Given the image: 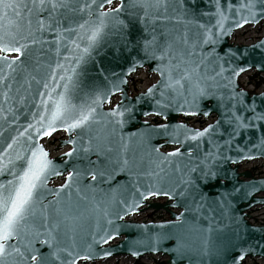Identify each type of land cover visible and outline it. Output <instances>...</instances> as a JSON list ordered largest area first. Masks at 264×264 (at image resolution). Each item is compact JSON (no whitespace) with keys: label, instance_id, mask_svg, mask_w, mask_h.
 <instances>
[{"label":"water","instance_id":"1","mask_svg":"<svg viewBox=\"0 0 264 264\" xmlns=\"http://www.w3.org/2000/svg\"><path fill=\"white\" fill-rule=\"evenodd\" d=\"M21 2L31 7V0ZM122 2L121 11L111 12ZM243 2L166 0V7L162 4L159 8L147 9L146 14L137 0H112L103 9L93 0H68L69 7L51 14L45 10L29 15L21 10V15L16 16L9 10L8 19L0 21V25L16 36L19 44L26 45L23 53H0L17 61L12 67L0 62V184L7 185L13 180L12 173L21 171L22 161L16 159L17 155L31 156L33 147L42 148L60 173L50 174L38 190L32 214L21 230L22 241L32 240V247L47 258L46 264H69L75 254H79L75 264L114 257L137 261L146 256L165 258L164 264H223L234 255L230 243L237 231L243 236L245 246H253L252 253L244 260L264 262V226L250 225L246 214L252 207H264V192L255 193L254 199L234 194L228 207L221 204V195L232 192L236 177L241 184L252 182L257 187L264 184V177L238 171L242 162H264V156L252 147L264 137V120L253 119L251 111L242 112L249 117L251 126L242 129L243 135L234 137L230 147L225 145L231 131L230 128L224 131L227 124L193 141L185 138V129L203 130L222 119L223 109L215 97L198 101L199 115H186L187 105L184 111L176 110L178 104L158 115L155 98L144 95L161 80L157 66L169 63L168 56L163 61L146 57L148 47L157 55L167 50L173 64L182 57L200 64V81L209 92L219 96L234 90L242 94L245 105L254 107L257 113L264 112V91L251 94L238 84L239 76L249 71L264 76V48L259 47L264 36L249 44L232 41L234 34L243 28L264 23V18L258 17V22L236 28L234 21L246 14V10L239 9ZM218 9L227 17L225 29H231L226 35L216 24ZM100 11L111 14L100 17ZM41 20L43 28H40ZM101 21L103 29L89 47L88 37ZM206 28L212 30L215 44L202 43ZM193 51L194 56H187ZM134 65L135 71L132 70ZM221 65L226 69L223 77L215 76ZM185 67L190 69L189 65L181 64L174 75L182 74ZM240 67L244 71L238 76L232 75V70ZM141 70L154 75L156 80L143 92L131 96L128 83ZM224 77L234 84L224 87L228 83ZM117 86L123 91L117 90ZM61 94L77 106L92 104L98 99L99 103L93 105L95 119L72 132L60 121L55 122V130L48 129L55 101ZM155 97H160L159 90ZM188 99L191 100V96ZM178 100L183 103V97ZM118 104L122 105L121 111L125 108L129 111H124L123 117L107 115ZM41 117L44 118L43 130L50 131V135H43V131L37 134ZM150 118L160 123L154 124ZM181 118H212V121L202 128H194L180 121ZM118 120L123 123H117ZM58 132L66 137L58 148H67V151L50 157L41 141ZM70 139L76 144L70 143ZM209 141L224 146L223 156L227 159L206 160L209 151H217ZM9 144H12L11 149H8ZM74 147L77 151L67 156ZM177 150L179 154L169 155ZM238 152H250L253 158H241ZM206 164L218 171V180L202 174ZM74 171L80 175L74 176L71 187L61 191L69 173ZM93 172L97 173L95 181ZM150 188L159 189L160 194L143 199L141 193L146 194ZM165 192L172 194L165 195ZM152 198L166 201L149 203ZM134 201H140L138 208L127 207ZM148 210L163 211L169 215V220L131 221L134 215ZM192 229L197 230L195 234ZM49 232L55 239L47 244L44 240L49 238ZM106 232L112 239L107 243L94 242ZM37 233L40 234L38 239ZM22 241L13 238L10 243H21L23 250ZM218 249H227V256H218ZM106 250L111 255H105ZM69 251L74 255L69 256ZM134 252L139 254L134 255ZM85 256L91 258L84 259ZM5 259L6 264H34L15 253Z\"/></svg>","mask_w":264,"mask_h":264},{"label":"snow or ice","instance_id":"2","mask_svg":"<svg viewBox=\"0 0 264 264\" xmlns=\"http://www.w3.org/2000/svg\"><path fill=\"white\" fill-rule=\"evenodd\" d=\"M93 3L97 5L99 9H103L105 4H111L112 0H93ZM138 6L143 7L146 10L150 8H159L162 4L166 7V0H137ZM257 4L260 7H257ZM69 7L68 0H31V7L27 3H22L21 0H0V21L8 19L9 10L13 11L16 16L21 15V10H26L29 15L34 11L39 14L42 11L48 10L51 14L57 9ZM88 7V5H85ZM124 4L121 3L120 7L111 9V12H119L123 9ZM239 9L246 10V14H241L240 19L234 21L236 28H241L248 23H256L259 18H264V0H244L243 3L239 5ZM238 9V10H239ZM111 12L100 11V17H106L111 14ZM217 26L220 28L222 34H227L231 29H225L224 21L227 19L224 16L223 12H217ZM44 27L43 20L40 21V28ZM80 27H84L80 25ZM203 27V26H202ZM103 29V21L100 25L96 26L91 35L88 37L91 47L94 44L100 35ZM35 42V41H33ZM203 44H215L216 38L214 37L212 30L210 28L205 29ZM19 45V46H17ZM26 45L19 44V41L16 39V36L11 32L10 29L0 25V53L14 52V53H23ZM259 47L264 48V41H262ZM88 49H85L87 52ZM239 52V50H237ZM236 53H233L235 55ZM146 57H150L153 60L159 59L164 60L165 56H168L169 63L167 65L160 64L157 66L156 71L160 72L161 80L156 84L150 87L147 92L144 94L146 96H151L155 98L156 105L158 108L157 114H162L164 109L173 108L175 104H178L176 110L184 111L185 105L188 106V111H185L186 115H199L200 113L196 110L199 107L198 101L205 97H215L218 101V106L223 109L221 116L222 119L217 121L216 125H210L208 128L203 130H194V129H185V138L191 139L193 141H199L200 138L205 137L207 134L215 133L223 124H227V128L224 129L225 132H228L230 128L231 131L228 132L229 139L225 141V145L231 146L233 138L237 136H242V129L248 128L251 126L248 116L242 115V112L251 111L253 113V119L264 120V112L257 113L254 107H249L244 104V99L241 93L235 92L234 90L230 91L227 95L220 94L217 96L215 93L209 92L208 89L201 84L200 77L198 74V69L200 64H195L191 60H185L183 57L181 60L173 64L172 56H169L168 51H162L157 55L154 50L145 48ZM195 52H188L187 56H194ZM0 62L12 67L15 64L16 60H9L7 56H0ZM203 63V61H201ZM181 64H187L190 66L185 67L182 74L174 75L176 69L180 68ZM133 71L136 70L135 65L132 68ZM226 71L223 65H221L220 71L215 73V76L223 77V73ZM244 71L243 67H240L238 70L233 69L232 75L238 76L241 72ZM225 79H228L224 77ZM208 79L215 80V77H208ZM234 84V81L228 79V83L224 87H229ZM47 87V85H45ZM117 90L119 89L117 86ZM160 91V97L156 98V91ZM191 96V100L188 97ZM183 97V103H179L178 98ZM126 98V97H125ZM99 103V100H93L92 104H82L74 105L72 101L65 95L61 94L60 99L55 101V111L52 114V119L47 124V128L51 130L54 129V124L56 121H60L66 128L67 131L72 132L76 128H81L88 125L92 120L95 119V107L93 105ZM122 105L117 106L116 109L111 110L107 115L109 116H119L123 117L124 111H129L125 108L124 111H121ZM205 115L208 113L205 112ZM43 117H41V127L37 128V134H40L43 131V135H50L51 132L48 130H43ZM117 123H123V120H118ZM31 128L32 125L30 124ZM183 127V126H179ZM31 139V137H29ZM73 145L76 144L75 140L70 139L69 141ZM214 143L217 151H209L206 154L207 159H227L223 156L224 146L216 144L214 141H209ZM260 155L264 156V137H261L258 144L252 146ZM12 148V144L8 145V149ZM87 151V149H85ZM31 156H21L17 155L16 159L22 161L20 168L21 171L13 172V180L8 181L7 185L0 184V264H6V257L11 256L15 253L22 260H27L34 262V264H46L47 258L39 255L38 250L32 247V240L26 242L22 241L21 230L26 224L27 218L32 214L33 205L36 202L38 190L42 188L47 182L48 176L50 174L59 175L60 173L56 170L53 162L47 159V153L44 152L42 148L33 147L30 149ZM77 149L74 147L72 152L66 153L67 156L73 155ZM7 152V149H5ZM179 150L176 153H170L169 155H177ZM2 155V154H0ZM238 155L241 158L252 159L253 156L251 153L241 154L238 152ZM11 163V161H9ZM206 169V170H205ZM205 169H202V174L205 177H211L213 179H219L218 171L214 170L213 166L205 165ZM80 173L71 172L68 176V182L62 186L63 188L71 187L74 176H79ZM101 175H103L101 173ZM97 179V173H92V180ZM10 185L11 187H8ZM257 192H264V184H261L259 187L255 183L249 182L247 184L239 183V178L236 177V184L233 185L232 192H225L221 195V204L225 207L230 205V198L234 194H241L244 197H249L254 199V195ZM160 194L159 189H149L147 193H141V197L146 199L150 195ZM165 195H171L172 193L165 192ZM140 201H134L132 205H127V207L135 208L139 207ZM111 223V220L108 221ZM193 234L197 231L196 229L191 230ZM39 233H37V239L39 238ZM13 238L18 241H22L23 250L21 243L12 244L10 243ZM55 237L49 232V238L44 240V243L50 244ZM112 239L110 233H105L104 236H100L99 240H95V243H107ZM195 243V241H193ZM230 247L234 252V255L231 256L230 261L225 259L223 264H242V261L247 255H250L253 251L252 245L245 246L244 238L237 231L233 237ZM91 248V245H89ZM238 249V250H237ZM227 249H218V256H227ZM105 255H111V252L106 250ZM134 255H138V252H134ZM55 255V253H53ZM69 256L74 254L69 251ZM75 258H79V254H75ZM75 258L69 262V264H75ZM84 259L91 258L90 256L83 257Z\"/></svg>","mask_w":264,"mask_h":264},{"label":"rangeland","instance_id":"3","mask_svg":"<svg viewBox=\"0 0 264 264\" xmlns=\"http://www.w3.org/2000/svg\"><path fill=\"white\" fill-rule=\"evenodd\" d=\"M264 35V24L257 26V27H245L242 30L236 32L233 36L232 41L239 44H249L254 42L256 39L260 38ZM134 79L137 80L136 83L132 85V88L135 89L137 87V90H142L144 87H146L148 84L155 81V77L151 74H148L146 71H142L139 74L133 76ZM195 123V122H194ZM193 123V124H194ZM55 140V139H54ZM57 139L52 143V149H57L56 146ZM260 161H257L255 163L247 164V168L252 166L256 167L258 169V175L264 176V164H262ZM262 213L259 215V219L261 220L264 217V209L261 211ZM149 213L147 211L142 212L139 216V219H144L146 216H148ZM159 215H163V213H159ZM162 219H166V217H162ZM164 264L165 258H162L160 256H146L143 259L132 261L131 259L127 257H114L110 259H105L99 262L91 263V264ZM249 263V262H248ZM82 264V263H80ZM90 264V263H87ZM252 264H264L263 261L256 262L254 261Z\"/></svg>","mask_w":264,"mask_h":264},{"label":"built area","instance_id":"4","mask_svg":"<svg viewBox=\"0 0 264 264\" xmlns=\"http://www.w3.org/2000/svg\"><path fill=\"white\" fill-rule=\"evenodd\" d=\"M242 84L244 88L248 91L256 90L255 84L253 82H250L247 77L243 78ZM262 88H264L263 85L259 87V90ZM261 211H263V209L260 208H255L252 210V212L250 213V223L254 225H264V217L261 220L259 219V217H261L259 216L262 213Z\"/></svg>","mask_w":264,"mask_h":264},{"label":"flooded vegetation","instance_id":"5","mask_svg":"<svg viewBox=\"0 0 264 264\" xmlns=\"http://www.w3.org/2000/svg\"><path fill=\"white\" fill-rule=\"evenodd\" d=\"M140 72H142V71H140ZM140 72H138L137 74H139ZM136 74V75H137ZM137 82V80L136 79H134L133 77L131 78V80H130V82H129V86H132L134 83H136ZM181 121H183V122H187L189 125H191V126H194V127H201V126H203V125H205L208 121H205V120H201V119H181ZM152 122L153 123H155V124H159V120H157V119H153L152 120ZM195 122V123H194ZM194 123V124H193ZM262 164H264V162H261ZM261 164V165H262ZM151 202H154L153 200L151 201ZM151 219L152 218H156V216H154V217H150ZM249 262V263H248ZM135 264V263H134ZM242 264H252L251 263V261H244Z\"/></svg>","mask_w":264,"mask_h":264}]
</instances>
